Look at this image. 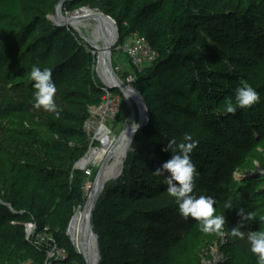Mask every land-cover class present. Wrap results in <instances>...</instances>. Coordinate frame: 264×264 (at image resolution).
<instances>
[{"label":"trees","instance_id":"obj_1","mask_svg":"<svg viewBox=\"0 0 264 264\" xmlns=\"http://www.w3.org/2000/svg\"><path fill=\"white\" fill-rule=\"evenodd\" d=\"M82 1L63 7L72 12ZM52 3L0 0V13L8 21L6 31H0V74H7L0 82V108L9 102L12 112L36 119L35 124L47 129L46 138L20 146L0 128V155L8 157L0 160V264L44 262L46 249L26 238L28 224L35 225V235L47 229L65 249L67 258L52 264H85L66 232L82 198L83 175L75 166L88 151L85 126L91 109L103 103L104 86L95 76L96 55L79 42L74 30L45 20ZM262 12L264 0L244 5L240 0H109L103 13L116 23L121 44L132 35L141 36L157 57L140 71L128 60L149 122L137 132L122 176L105 186L96 203L92 226L99 264H184L188 238L215 235L200 232L195 220L179 215L177 203L167 196L165 174L154 172L171 156L163 151L165 144L173 138L181 141L186 133L200 141L191 153L197 167L194 194L215 198V214L224 215L226 230L242 224L238 213L243 210L256 218L251 227L240 230L245 235L264 231L257 211L234 197L226 201L240 210L224 209L226 201L210 183L217 174L210 156L227 155L253 131L264 137V116L258 112H264V86H252L261 101L251 108L230 114L224 104L241 86L238 75L228 69L246 65L245 55L235 51V39H254ZM224 47L230 52L223 58L218 50ZM33 66L52 70L59 116L33 107ZM199 111L213 113L197 120ZM254 112L258 118L249 116ZM95 153L79 166L85 169ZM245 198L249 203L256 200L254 192ZM132 235L135 241L129 240ZM227 236L238 264H257L254 254L252 261H242V255L252 253L246 239Z\"/></svg>","mask_w":264,"mask_h":264},{"label":"rangeland","instance_id":"obj_2","mask_svg":"<svg viewBox=\"0 0 264 264\" xmlns=\"http://www.w3.org/2000/svg\"><path fill=\"white\" fill-rule=\"evenodd\" d=\"M226 1V0H224ZM229 2H236L238 0H227ZM251 0H240L241 4L244 5ZM52 5L48 8V13L45 15V20L54 24V17L57 12V6L60 0H52ZM109 0H83L79 6L72 12H66L64 5L61 8L60 20L68 19L72 16V13L78 10H98L103 13ZM25 16L29 17L30 13L25 10ZM85 13H82L84 15ZM63 17V18H62ZM7 20L4 19L0 13V31H6L5 25ZM63 23L62 21H60ZM96 22L91 19H83L76 21L74 32L79 42L86 47L87 50L92 51L96 55V65L94 68L95 76L99 82L103 85L102 71L97 70V56L101 52L103 46L101 43L95 41L92 36L93 31L96 29ZM257 30L255 31L254 39L247 41V39L241 40L239 37L235 39L236 52H242L246 57V65L242 70L234 71L228 69L231 72H235L240 79V83H247L251 86L261 87L264 86V12L261 13L257 23H255ZM95 46L97 50H93L92 46ZM120 39L118 40L115 48L111 51V68L117 78L123 82L126 86H129L138 91L135 86V74L133 68L128 61V58L121 49ZM225 50V54L222 53ZM219 54L224 58L226 53L230 52L228 47L218 50ZM226 59V58H225ZM216 66H212V68ZM102 75V76H101ZM131 77L133 82L126 83V80ZM7 78V74H0V82ZM213 91L217 90V87H212ZM110 99L103 106L107 108L109 112L104 115L102 112L92 109L90 114L91 118L87 123L86 131L89 133L88 151L80 161L86 158L91 151L96 149L95 155L87 161L85 169H77L83 175V186L84 182L88 179L87 172L91 171V177L88 182L93 185L96 175L99 173L101 167L106 162L105 167H112L116 162V154L113 149L118 147L122 140L125 138L126 133L133 129V126L139 119V110L136 103L128 97L126 100L124 94L118 89L110 91ZM132 108L129 107V104ZM111 112L115 114L112 115ZM259 114L264 116V112L259 110ZM212 111H199L196 119L199 120L203 114H212ZM120 114V119H118ZM252 118H258L256 112L249 113ZM264 119V118H263ZM36 119L28 118L23 114L12 112V107L9 102L3 104L0 108V128L4 134H7L11 140L20 146H25L31 140L44 139L47 137V129L44 126L35 124ZM105 126L111 133L108 138H105L103 146L100 142L95 140L96 131L100 126ZM195 128V127H194ZM136 136V135H135ZM135 139V137H134ZM134 139L131 143L130 151L127 153L126 158L119 160V164L115 167L114 172L110 170L108 175L111 176L117 170L122 169L119 177L122 176L126 169V162L129 154L132 152V146ZM111 142L110 146H107L105 152H103L104 146ZM27 146V145H26ZM26 150H30L29 146ZM7 160V155H0V160ZM211 160H214L217 164L214 165L217 174L212 177L210 183L215 185V188L222 195V200L226 201L228 198L234 197L238 200H243L245 205L252 209V212L260 214L261 220L264 224V137H262L259 131H253L251 135L244 137L231 148V151L227 155L210 156ZM123 163L122 167L121 164ZM107 176V177H109ZM118 177V178H119ZM117 178V179H118ZM116 180V179H115ZM113 180V181H115ZM112 182V181H110ZM109 182V183H110ZM108 184V183H107ZM82 186V198L77 203V207L73 213V223L69 236L66 232V237L79 252L77 245V231L83 222L84 214L89 198V190L83 191ZM254 192L256 200L254 203H249L245 196ZM227 202V201H226ZM232 210L238 212V207H233ZM243 229L249 228L253 225L252 220L242 221ZM50 237V235H48ZM135 235H132L129 240L135 241ZM188 244V256L186 257L184 264H238L236 260V252L232 245L231 239L225 235L220 238L216 235H202L198 239L192 240L187 239ZM242 261L248 262L254 259L253 253L242 255Z\"/></svg>","mask_w":264,"mask_h":264},{"label":"clouds","instance_id":"obj_3","mask_svg":"<svg viewBox=\"0 0 264 264\" xmlns=\"http://www.w3.org/2000/svg\"><path fill=\"white\" fill-rule=\"evenodd\" d=\"M30 78L34 81L33 88L35 89L33 107L59 116L58 105L54 99L57 88L52 78V70L47 67L41 69L38 66H33ZM260 101L261 96L258 90L250 84L241 82V86L235 88L234 97L225 99V110L227 113L235 114L237 108H251ZM138 128L139 125L136 124L134 129L130 128V132L135 134ZM199 143V139H194L188 133L179 142L175 138L171 139L163 149L165 152L170 151L171 156L154 171L155 174L160 175L162 172L165 174L167 196L177 203L178 213L181 217L195 220L198 230L202 233L215 234L220 238L230 235L233 238L246 239L250 246L249 250L257 258V264H264V231H249L245 235L240 230L243 227L242 224H238L231 230H226L224 215L215 214L216 208L213 206L217 203L215 198L194 194V177L197 175V167L192 161L191 153ZM230 208H233L231 200L224 204V209ZM238 214L241 215L242 220L251 221L256 218L253 213L243 210H240Z\"/></svg>","mask_w":264,"mask_h":264},{"label":"water","instance_id":"obj_4","mask_svg":"<svg viewBox=\"0 0 264 264\" xmlns=\"http://www.w3.org/2000/svg\"><path fill=\"white\" fill-rule=\"evenodd\" d=\"M70 1H72V0H60L59 4L57 6L56 15L54 17V25L57 27L71 28V29L75 30L73 27L74 22L79 21V20H83V19H91V20L96 22V24H97L96 28L98 30L102 31L104 34H107V36L109 35V36L113 37V42L105 48V51L103 54V56H104V69L106 71V74L113 80V82H112V84H107V83L103 82V86L106 87L107 90H109V91H113V90L118 89L122 94H124L125 98H126V92L130 93L131 95L137 96L141 100V102L145 108V116H144L142 122L139 123L138 130L135 132V134L131 135L130 142H129V144L125 150L124 156H123V160H124L127 156V153L130 151L131 143H132L135 135L137 134V132L144 129L148 125V122H149L148 109H147L145 101L142 98V96L140 95V93L138 91H136L135 89H133L129 86H126L123 82H121L117 78V76L112 71L111 61H110L111 51L115 48V46L119 40V31H118L117 25L114 22V20H112V18L105 15L104 13H101L98 10L85 9V10H78V11L73 12L71 17H69L65 22L62 21L63 23H61L60 22L61 21L60 20V17H61V11L60 10L64 4H66ZM82 13H85V14L82 15ZM92 49L95 51L97 50L94 46H92ZM93 54H95V53L93 52ZM99 66H100L99 57L97 56V70L98 71H99ZM79 164L80 163L77 164L76 168L82 169L79 166ZM122 165H123V163L121 164V167H122ZM121 171H122V169L117 170V172H115L114 175L110 176L109 178H107L106 180H104L103 182H101L98 185V187H97L98 189L94 195V198H93V200L91 202V206H90L91 215H93V212H94L95 207H96V203H97L100 195L102 194L105 186L107 185V183L117 179L120 176ZM101 172H102V168L100 169V171L98 173V177L102 174ZM69 227H70V224H69ZM69 227H68V229H69ZM94 239H95V242L97 241L95 264H99L100 263V251H99V246H98V236L94 235ZM91 241H92L91 237L88 236L87 239L84 241V248L85 249L91 248ZM76 254L78 256H81L79 253H76Z\"/></svg>","mask_w":264,"mask_h":264},{"label":"bare ground","instance_id":"obj_5","mask_svg":"<svg viewBox=\"0 0 264 264\" xmlns=\"http://www.w3.org/2000/svg\"><path fill=\"white\" fill-rule=\"evenodd\" d=\"M66 20L67 19L63 18V20H61V21L65 22ZM75 24H76V22L73 23V26ZM92 36H94L95 41L101 43L102 46H103L101 52L98 53L99 63H100L99 72H100V69H101L102 74L104 75V77H102V78L105 81V83L112 84L113 80L106 74V71L104 69V56H103V54H104L105 48L113 42V37H111L109 35L107 36V34H104L102 31L98 30L97 28L93 31ZM128 97L133 99V101L136 103V105L138 107L139 119H138L136 124L139 125V123L142 122V120H143V118L145 116V108H144L141 100L137 96L131 95L130 93L126 92L127 101L129 100ZM129 106H130V104H129ZM130 108H132V107L130 106ZM136 124L133 126V129L136 127ZM110 134L111 133L109 132V130L105 126L100 127L96 131L95 140L100 142L101 145L103 146V142H104L105 138H108L110 136ZM131 135H132V133L130 131H128L126 133L125 138L122 140L121 144L118 147L114 148L113 151H111L114 154H116V162H115V164H113L112 167L108 168V167H105V165H106V162H105L104 165L101 167L102 168V172H101L102 174L99 177H98V174L96 175L92 186L88 182V179L91 177V173L92 172L89 171V170L87 172L88 179L84 182L83 191L89 190L88 192H90V193H89V198H88V201H87V206H86L83 222L81 223V225H80V227H79V229L77 231V245H78V249H79L80 253L75 250L76 253L81 254V257L83 258L85 264H95V261H96V245H97V241L95 242V239H94V235L95 234L93 232L92 217H91L92 215H91V210H90L91 202H92V200L94 198V195H95V193H96V191L98 189L97 188L98 185L101 182H103L104 180H106L107 178L110 177L108 175V172L111 170L112 173H113L115 167L119 164V160L122 158V156H124L125 150H126L128 144L130 142ZM110 144H111V142L109 141L104 146L103 152L108 150V149L106 150V148H107V146H110ZM107 176H109V177H107ZM72 223H73V219H71L70 227L67 230V235L68 236H69V233L71 231ZM88 236L91 237V239H92L91 248L90 249H85L84 248V241L87 239Z\"/></svg>","mask_w":264,"mask_h":264},{"label":"built area","instance_id":"obj_6","mask_svg":"<svg viewBox=\"0 0 264 264\" xmlns=\"http://www.w3.org/2000/svg\"><path fill=\"white\" fill-rule=\"evenodd\" d=\"M121 49L128 58V60L130 61L133 68L136 69L137 71H140L143 68L151 65L157 57L154 51L150 48L147 40L138 35H132L128 37L122 43ZM131 82H133V79L129 77L126 80V83L129 84ZM103 92H104V98L102 105L98 108H93V109H96V111L102 112L104 115H107V112L109 111L103 105L109 101L111 92L107 90L106 87H103ZM111 114L114 115L115 113L111 112ZM100 127L103 126L101 125ZM35 231H36L35 225L33 224L26 225V238L34 239L37 245L46 249V257L42 264H52L53 261L62 262L67 258V253L65 249L58 246L57 242L50 235L47 229H44L43 232L37 235H35ZM48 235H50V237H48ZM23 264H34V263L26 262Z\"/></svg>","mask_w":264,"mask_h":264}]
</instances>
